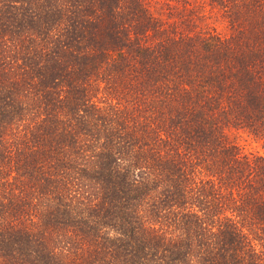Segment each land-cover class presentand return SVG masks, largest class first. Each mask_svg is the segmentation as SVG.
I'll use <instances>...</instances> for the list:
<instances>
[{"label":"trees","instance_id":"1","mask_svg":"<svg viewBox=\"0 0 264 264\" xmlns=\"http://www.w3.org/2000/svg\"><path fill=\"white\" fill-rule=\"evenodd\" d=\"M0 264H264V0H0Z\"/></svg>","mask_w":264,"mask_h":264},{"label":"rangeland","instance_id":"2","mask_svg":"<svg viewBox=\"0 0 264 264\" xmlns=\"http://www.w3.org/2000/svg\"><path fill=\"white\" fill-rule=\"evenodd\" d=\"M156 8L157 7H154V10H156ZM237 141L245 150L260 149L259 145L246 135L237 137Z\"/></svg>","mask_w":264,"mask_h":264}]
</instances>
